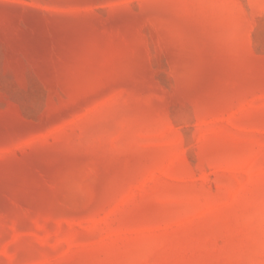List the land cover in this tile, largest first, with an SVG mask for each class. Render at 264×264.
<instances>
[{
    "label": "rangeland",
    "instance_id": "374dc122",
    "mask_svg": "<svg viewBox=\"0 0 264 264\" xmlns=\"http://www.w3.org/2000/svg\"><path fill=\"white\" fill-rule=\"evenodd\" d=\"M0 264H264V0H0Z\"/></svg>",
    "mask_w": 264,
    "mask_h": 264
}]
</instances>
